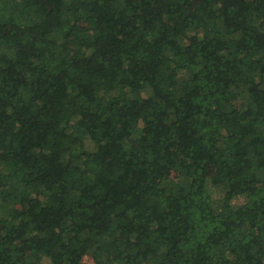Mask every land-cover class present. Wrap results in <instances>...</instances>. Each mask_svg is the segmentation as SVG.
Returning <instances> with one entry per match:
<instances>
[{
	"label": "trees",
	"instance_id": "trees-1",
	"mask_svg": "<svg viewBox=\"0 0 264 264\" xmlns=\"http://www.w3.org/2000/svg\"><path fill=\"white\" fill-rule=\"evenodd\" d=\"M85 256L264 264V0H0V264Z\"/></svg>",
	"mask_w": 264,
	"mask_h": 264
},
{
	"label": "rangeland",
	"instance_id": "rangeland-1",
	"mask_svg": "<svg viewBox=\"0 0 264 264\" xmlns=\"http://www.w3.org/2000/svg\"><path fill=\"white\" fill-rule=\"evenodd\" d=\"M13 33H15V32H13ZM30 55H31L30 51L27 52V53L25 52L22 55V58L27 59ZM87 143H88V146L90 148L94 147L93 145L90 144L89 141H87ZM70 163L72 165H75V162H73V160H70ZM18 173H19V171H18ZM172 177L177 178L178 177V172L177 171H173L172 172ZM241 184H242V188H243V193L231 201V205L233 207H235V208L239 207L241 204H243L245 202V198H246L247 193H248V191L250 189L249 184H247V183H241ZM22 207H23V204L20 203V202H17L16 204L6 206V209L7 210L21 209ZM82 264H95V263H94V260H93V258L91 256H85L83 261H82Z\"/></svg>",
	"mask_w": 264,
	"mask_h": 264
}]
</instances>
